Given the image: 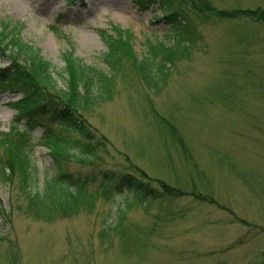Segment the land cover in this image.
Segmentation results:
<instances>
[{
    "label": "rangeland",
    "instance_id": "obj_1",
    "mask_svg": "<svg viewBox=\"0 0 264 264\" xmlns=\"http://www.w3.org/2000/svg\"><path fill=\"white\" fill-rule=\"evenodd\" d=\"M209 1L218 10L264 9V0ZM164 16L156 7L141 8L139 0H0V22L22 25L21 39L41 51L56 79L65 67L62 55L71 51L65 36L76 58L108 73L101 32L114 35L112 27L133 33L139 61L152 62L154 72L165 62L161 53L152 59L148 41L173 48L176 58L166 62L158 93L129 61L114 70L111 100L87 115L109 153L97 152L94 173L91 166L82 171L138 168L153 187L166 182L185 194L148 211L136 203L125 214L126 234L117 236L105 225L117 219L121 196L114 204L101 189L93 207L46 223L18 211L17 179L0 180L8 214L7 221L0 215V264H264V23L202 22L186 9L188 25L173 26ZM188 32L193 37L182 41ZM7 53L0 50V69L10 64ZM23 97L0 86L1 132H10L19 114L14 104ZM43 132L39 125L32 133L40 188L55 172L40 143ZM69 167L64 171L80 169ZM98 182L89 192L99 190Z\"/></svg>",
    "mask_w": 264,
    "mask_h": 264
},
{
    "label": "trees",
    "instance_id": "obj_2",
    "mask_svg": "<svg viewBox=\"0 0 264 264\" xmlns=\"http://www.w3.org/2000/svg\"><path fill=\"white\" fill-rule=\"evenodd\" d=\"M139 5L143 9L156 7L163 10L164 20L173 26L188 25L186 9L192 10L202 22L215 17L225 21L247 18L264 23L262 8L218 10L209 0H139ZM21 31L22 25L0 22V50L4 54L8 52L10 61L8 67L0 69V86L24 95L14 104L19 114L10 132L0 131V180L10 185L17 179L18 211L34 220L51 223L70 218L83 207H93V201L102 189L103 195L110 196L114 204L118 196L123 198L124 204L116 205L117 219L105 225L112 234L122 236L126 234L122 229L125 214L136 203L143 204L148 211L155 202L183 197L182 190L166 182H157L159 188L153 187V181L138 168L129 174L99 170L88 175L82 171L91 166L94 173L97 152L109 153L107 139L92 128L87 115L111 100L116 77L114 70L123 69V64L129 61L130 68L141 75L145 85L158 93L166 77L162 71L166 62H173L176 58L173 48L148 41L152 59L161 53L165 62L154 72L152 62L147 63L146 59L139 61L133 46V33L112 27L114 35H109L108 31L101 32L109 49L103 58L109 68L108 73L87 66L76 58L74 44L65 36L71 51L62 55L65 67L62 72L56 73L59 77L56 79L52 65L44 60L40 50L23 42ZM187 35L188 39L193 37L188 32L182 36V41L187 39ZM148 73H152V82ZM39 125L44 128L40 143L49 150L55 163L54 174L43 180L41 188L37 170L32 164L36 146L32 133ZM56 129L60 133H56ZM170 133L177 134L174 126ZM179 143L183 145V140L180 139ZM70 165L80 169L76 172L64 171ZM131 167L134 170L136 166L131 164ZM97 181L99 190L89 192L88 188ZM205 202L212 203V200L206 199ZM0 215L7 221L8 214L2 210L1 202Z\"/></svg>",
    "mask_w": 264,
    "mask_h": 264
}]
</instances>
